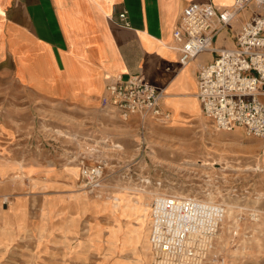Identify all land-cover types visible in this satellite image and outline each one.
<instances>
[{
	"label": "rangeland",
	"instance_id": "obj_1",
	"mask_svg": "<svg viewBox=\"0 0 264 264\" xmlns=\"http://www.w3.org/2000/svg\"><path fill=\"white\" fill-rule=\"evenodd\" d=\"M144 122L124 119L109 107L85 111L30 102L24 92L0 89V185L4 179L25 180L28 191L50 199L39 200L37 248L20 249L29 246L27 235L0 264H153L148 220L152 201L163 192L225 204L217 252L226 264H264V140L239 128L219 131L203 113L176 127L153 118ZM101 139L120 146L106 149L111 165L103 187L89 193L81 185L80 167L68 159L81 157ZM63 178L67 185L56 180ZM115 204L116 221L93 211Z\"/></svg>",
	"mask_w": 264,
	"mask_h": 264
},
{
	"label": "crops",
	"instance_id": "obj_2",
	"mask_svg": "<svg viewBox=\"0 0 264 264\" xmlns=\"http://www.w3.org/2000/svg\"><path fill=\"white\" fill-rule=\"evenodd\" d=\"M192 1L202 0H0V89L24 92L30 102L42 100L97 111L107 107L106 87L112 78L140 75L165 90L161 108L171 114L166 127L196 119L202 115L198 71L216 54L204 52L188 64H180L173 32ZM212 2L222 8L233 0ZM123 11L130 27L111 21ZM236 22L233 34L229 28L221 31L216 48L233 46L241 26V20ZM59 172L72 175L69 169ZM56 180L67 185L65 178ZM25 182L4 179L0 185L1 260L11 259L27 235L30 244L20 249L32 252L37 248L39 200L50 199L48 194L28 191ZM119 208L115 204L112 210L101 207L93 211L116 221ZM255 264L261 263L256 260Z\"/></svg>",
	"mask_w": 264,
	"mask_h": 264
},
{
	"label": "built area",
	"instance_id": "obj_3",
	"mask_svg": "<svg viewBox=\"0 0 264 264\" xmlns=\"http://www.w3.org/2000/svg\"><path fill=\"white\" fill-rule=\"evenodd\" d=\"M237 20L241 26L233 46L216 48L221 31ZM111 21L131 26L126 11ZM173 36L181 65L204 52L216 54L198 71L197 98L204 117L219 131L239 128L264 140V0H233L232 5L222 8L212 0L192 1ZM165 95L164 89L140 75H117L106 87L107 107L124 119L138 116L143 123L149 118L171 120V114L161 108ZM101 140L86 148L81 157L69 155L68 159L80 167L81 185L89 193H99L103 187L105 169L111 165L104 157L106 149L118 148ZM156 183L161 186L164 182L158 178ZM226 214L227 206L210 198L170 192L157 195L149 216L153 264H226L216 244Z\"/></svg>",
	"mask_w": 264,
	"mask_h": 264
},
{
	"label": "bare ground",
	"instance_id": "obj_4",
	"mask_svg": "<svg viewBox=\"0 0 264 264\" xmlns=\"http://www.w3.org/2000/svg\"><path fill=\"white\" fill-rule=\"evenodd\" d=\"M238 131V130H237ZM240 131V130H239ZM203 165H212L211 163H204ZM224 169H228V167H225ZM118 200V198H117Z\"/></svg>",
	"mask_w": 264,
	"mask_h": 264
}]
</instances>
